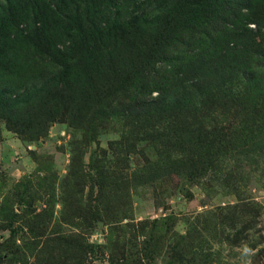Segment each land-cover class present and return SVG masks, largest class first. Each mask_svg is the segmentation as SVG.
Listing matches in <instances>:
<instances>
[{
    "label": "trees",
    "instance_id": "obj_1",
    "mask_svg": "<svg viewBox=\"0 0 264 264\" xmlns=\"http://www.w3.org/2000/svg\"><path fill=\"white\" fill-rule=\"evenodd\" d=\"M1 1L0 18L11 16L20 2L27 7L42 3ZM99 1L82 0L69 10L80 11L69 20L81 42L66 46L64 52L80 53L83 59L81 66L70 61L66 65L74 74L81 68L83 77L66 73L47 82L29 56L8 63L0 57V121L9 131L35 142L59 120L71 121L81 111L85 119L93 118L88 110L98 103L102 117L143 120L134 137L123 141L129 152L138 146L143 157L151 158L133 173L132 182L138 181L134 187L178 172L188 183L201 179L200 185L202 179L218 174L219 160L264 162V0H123L121 6L133 9L123 10L122 25L115 0ZM99 3L117 10L97 11ZM89 13L96 22L87 29L82 17ZM22 35L24 42L0 40V52L3 48L4 55L10 56L17 48L36 50L44 62L43 49L53 39L52 28L41 26L34 37ZM35 85L40 89L29 92ZM41 94L47 102L37 113L33 103ZM53 102L60 107H50ZM23 106L29 110L22 112ZM12 196L26 208L22 215L12 214L9 207L0 209V221L9 226L8 237L0 242V264H85L87 254L94 253L83 237L52 236L47 231L49 217L31 218L30 201L20 193ZM230 221L232 229L243 222ZM17 223L28 233L12 227ZM247 228L251 229H239ZM165 239L166 233L156 235L144 243L143 250L151 241L159 245ZM134 247L124 243L122 257L112 256L111 263L147 264V254L140 255ZM190 248L191 244L182 249L189 253ZM181 259L182 264H195Z\"/></svg>",
    "mask_w": 264,
    "mask_h": 264
},
{
    "label": "rangeland",
    "instance_id": "obj_2",
    "mask_svg": "<svg viewBox=\"0 0 264 264\" xmlns=\"http://www.w3.org/2000/svg\"><path fill=\"white\" fill-rule=\"evenodd\" d=\"M81 2L42 0L37 7H27L20 2L16 12L0 18V40H5L4 44L7 38L13 44L21 42L22 34L34 37V31L41 26L47 30L52 28L53 39L44 45V62L39 61L41 52L31 49L17 48L9 56V53L4 55L2 48L0 57L8 63L19 56H29L47 82L66 73L83 77L84 74L79 73L81 68L74 74L72 67L66 65L70 61L81 66L83 56L64 52L66 46L81 42V36L69 20L80 12L69 10L74 3L79 6ZM115 2L121 9L118 22L122 25L126 16L123 10H132L133 6H121L123 0ZM2 8L0 0V10ZM101 9L117 10L99 3L97 11ZM82 18L87 29L96 22L90 13L83 14ZM248 27L255 30L254 24ZM39 87L35 85L34 90L28 91H37ZM98 87L102 90L100 83ZM45 100L47 102L41 94L34 101L37 113ZM55 105L60 107L55 102L50 103V107ZM22 108V112L29 110ZM88 112L94 117L88 115L85 119L81 111L71 121L52 123L47 135L35 142L22 139L0 121V202L4 205H0V209L9 207L12 214L22 215L25 203L12 196L20 193L32 205L31 218L35 215L49 217L47 231L52 236L74 234L92 246L94 253L87 254L85 264H112L111 259L122 257L124 243L135 246L140 255L147 254V264H182L181 257L184 261L192 259L195 264H264L263 161L219 160L215 168L218 174L202 179L200 185L201 179L188 183L178 172L134 187L138 181L132 182L133 173L151 158L143 157L138 146L129 152L130 147L123 146V141L131 140L144 121L102 117L101 103L92 105ZM68 113L66 109V118ZM133 125H137V129ZM109 182L116 187L109 186ZM234 212L237 214L232 217ZM231 218L243 221L239 228L250 226L251 229H232ZM12 227L28 233L20 223ZM7 228L5 220L0 221V242L8 237ZM161 233H166L162 243L155 245L151 241L147 245L149 252L143 250L147 240ZM189 244L191 248L187 253L182 248Z\"/></svg>",
    "mask_w": 264,
    "mask_h": 264
}]
</instances>
